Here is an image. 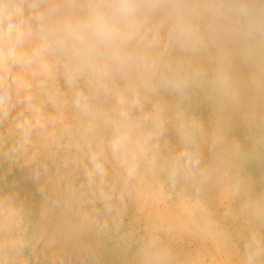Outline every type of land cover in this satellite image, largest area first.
<instances>
[{"label": "clouds", "instance_id": "clouds-1", "mask_svg": "<svg viewBox=\"0 0 264 264\" xmlns=\"http://www.w3.org/2000/svg\"><path fill=\"white\" fill-rule=\"evenodd\" d=\"M0 264H264V0H0Z\"/></svg>", "mask_w": 264, "mask_h": 264}]
</instances>
